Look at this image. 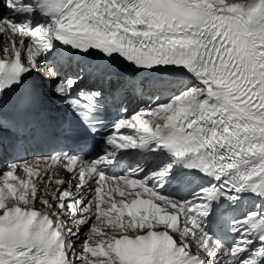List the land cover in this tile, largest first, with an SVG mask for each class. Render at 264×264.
Returning <instances> with one entry per match:
<instances>
[{"label":"snow or ice","instance_id":"snow-or-ice-1","mask_svg":"<svg viewBox=\"0 0 264 264\" xmlns=\"http://www.w3.org/2000/svg\"><path fill=\"white\" fill-rule=\"evenodd\" d=\"M0 34V264H264V0H0Z\"/></svg>","mask_w":264,"mask_h":264}]
</instances>
